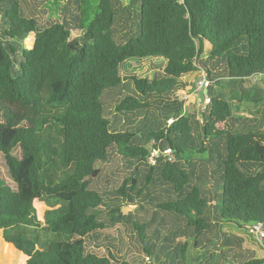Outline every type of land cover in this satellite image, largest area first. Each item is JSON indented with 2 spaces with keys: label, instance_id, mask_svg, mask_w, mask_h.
<instances>
[{
  "label": "trees",
  "instance_id": "obj_1",
  "mask_svg": "<svg viewBox=\"0 0 264 264\" xmlns=\"http://www.w3.org/2000/svg\"><path fill=\"white\" fill-rule=\"evenodd\" d=\"M54 1L52 12L50 0H0V153L13 183L0 178V264H189L191 249L190 264H262L229 259L222 227L264 225V128L228 130L230 105L211 86L231 79L264 103L258 85L242 89L264 77V0ZM201 72L213 81L202 122L179 101ZM151 142L174 161L148 165ZM119 223L141 247L131 261L86 243Z\"/></svg>",
  "mask_w": 264,
  "mask_h": 264
},
{
  "label": "rangeland",
  "instance_id": "obj_2",
  "mask_svg": "<svg viewBox=\"0 0 264 264\" xmlns=\"http://www.w3.org/2000/svg\"><path fill=\"white\" fill-rule=\"evenodd\" d=\"M127 2V1H126ZM137 2V0H136ZM138 3V2H137ZM8 7L11 5V3L9 2ZM47 8L49 10H51L52 12L54 10H58L59 8H61V3L59 1H54V0H50L49 3L46 4ZM138 7L135 6L134 8H132V16L131 19L132 21L129 22L128 24L133 28L136 29L137 27V23H138ZM26 17V16H25ZM36 19H38V17H36ZM76 35H79L78 31H73L71 34V38L75 37ZM33 34H29L22 42V46L25 49H31L32 45H33ZM204 58V57H203ZM156 64H159L160 62H164L162 59H155L153 60ZM141 65H143V68H147L150 67V64L148 62H144V61H139ZM159 72V71H156ZM151 73V72H149ZM247 82H245V85L248 86L246 87L247 89H249V85L250 84H254V85H258L261 89L264 90V77L261 78H247L246 80ZM247 83V84H246ZM233 87V86H232ZM216 88L217 91L220 90V87L218 85H216L214 87V89ZM129 90H132V87H129ZM233 92V98L232 101L229 103L231 104V107L235 108V104H237V100L241 99L242 100V93H241V89L239 87H233L232 89ZM200 97H202V94H199ZM198 97H196L195 95H189L187 98V104H197L198 102ZM241 102H246V100H242ZM263 102V101H262ZM247 104H253V103H249L246 102ZM262 110H259L257 112V117L258 120L254 123V126L256 128H261V121L263 122V120H260L259 118L262 117ZM262 113V114H261ZM126 113H124L123 115H121V113H116L115 115L112 116V119H115L116 117L118 118H124V119H131L129 117L125 116ZM185 115V114H184ZM143 125L144 123L141 122ZM239 122H235L234 121V125H236V127H238ZM140 125V122L136 123V126H134V128L136 129L137 126ZM132 128V129H134ZM228 128V127H226ZM131 130V129H130ZM245 131V130H244ZM210 146H212V144H210ZM210 152L207 151L206 155L208 156ZM14 155L17 157H20V150L16 149L14 151ZM186 155H188V157H192V156H196V154L194 155L193 152L190 153H186ZM203 155H198V156H203ZM118 160V158H117ZM0 178L5 180L8 184H10L11 186H13V183L11 182V180L9 179V176L7 174V170H6V166L4 163V159L2 154L0 153ZM217 184V181H216ZM236 227H233L232 225H223L222 227V231L226 232L228 234L232 233L234 234L235 232H237L238 228L234 229ZM135 236L133 235V233L129 230L128 226H125L123 224H116L113 227H109L107 229H104L102 231H99L96 234H93L91 236L88 237V239L86 240L87 246L89 247L90 250H97L98 252H103V250L105 249V247H110L111 245H115L118 249V253L120 255H122L123 257H125L127 260L131 261L133 257H136L137 254L140 251V246H138L136 240L134 239ZM111 244V245H110ZM99 247V249H98ZM104 247V248H103ZM197 252H195V250L191 249L190 250V254H189V258H188V263L190 264V260L192 257L196 256Z\"/></svg>",
  "mask_w": 264,
  "mask_h": 264
},
{
  "label": "crops",
  "instance_id": "obj_3",
  "mask_svg": "<svg viewBox=\"0 0 264 264\" xmlns=\"http://www.w3.org/2000/svg\"><path fill=\"white\" fill-rule=\"evenodd\" d=\"M34 38H35V35L33 34V40H32L33 43H34ZM233 84H234V81L231 79L220 78L215 84L211 86L212 92L215 94L217 98L224 99L226 102L229 103V101L231 102L233 98V92H232ZM216 85L220 87L219 91H217L216 88L214 89ZM242 89H247V88L243 85ZM249 90L253 91L252 89H249ZM256 92L257 91H255V93ZM191 95H194V94H191ZM179 96H180L179 101H181L183 104H187L188 96L186 97L183 94H180ZM229 105L231 109V119H230L231 125L228 126L227 128L228 130H233V128L241 130L242 128L246 129L247 127H255L254 123L258 120V117L256 116L257 112L259 110H262L261 112L264 113V103L255 106V105L247 104L246 102L244 103V102L237 100V104H235V108L231 107L230 103ZM259 119L262 120V117ZM234 121L239 122L237 125L238 127L234 125ZM260 124H261V129H263L264 128L263 122L261 121ZM229 235H230L229 249H228L229 259L240 262V257L244 256L246 257L245 259L253 258L255 260H261L262 264H264V239L262 241H258L254 237L250 236L248 232H245L244 230H241V229H238L237 232H235L234 234L230 233ZM238 239L242 240L241 252L245 250L248 252L247 254L245 252V254L242 255L241 252L238 251L237 249Z\"/></svg>",
  "mask_w": 264,
  "mask_h": 264
},
{
  "label": "built area",
  "instance_id": "obj_4",
  "mask_svg": "<svg viewBox=\"0 0 264 264\" xmlns=\"http://www.w3.org/2000/svg\"><path fill=\"white\" fill-rule=\"evenodd\" d=\"M254 78H260L259 76H254ZM213 81L207 78L205 72H201L199 75L197 82L195 84V91L193 92L196 97H198L197 108L199 110V114L197 115V119L202 122V114L205 112L207 105L210 103V95H209V87ZM202 94V97L199 94ZM174 121L173 117L168 118L166 121L168 125H171ZM165 158L168 162L174 161V151L171 148H165L160 150L154 142L149 144V150L146 155V162L148 165L153 166L156 164V161L159 158ZM247 232L250 236L254 237L258 241H262L264 239V225L261 223L253 224L251 226H247ZM142 264H151V260L149 257H145L142 261Z\"/></svg>",
  "mask_w": 264,
  "mask_h": 264
},
{
  "label": "water",
  "instance_id": "obj_5",
  "mask_svg": "<svg viewBox=\"0 0 264 264\" xmlns=\"http://www.w3.org/2000/svg\"><path fill=\"white\" fill-rule=\"evenodd\" d=\"M32 47H33V45H32ZM32 47H31V48H32Z\"/></svg>",
  "mask_w": 264,
  "mask_h": 264
}]
</instances>
